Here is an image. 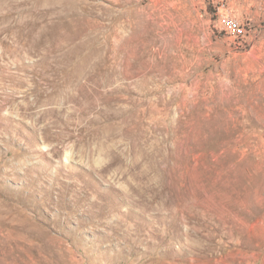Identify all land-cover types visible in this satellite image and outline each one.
I'll return each instance as SVG.
<instances>
[{
  "label": "rangeland",
  "instance_id": "rangeland-1",
  "mask_svg": "<svg viewBox=\"0 0 264 264\" xmlns=\"http://www.w3.org/2000/svg\"><path fill=\"white\" fill-rule=\"evenodd\" d=\"M0 264H264V0H0Z\"/></svg>",
  "mask_w": 264,
  "mask_h": 264
},
{
  "label": "built area",
  "instance_id": "built-area-1",
  "mask_svg": "<svg viewBox=\"0 0 264 264\" xmlns=\"http://www.w3.org/2000/svg\"><path fill=\"white\" fill-rule=\"evenodd\" d=\"M221 21L223 22V28L237 29L236 19L233 18V15H230L229 13H222Z\"/></svg>",
  "mask_w": 264,
  "mask_h": 264
}]
</instances>
